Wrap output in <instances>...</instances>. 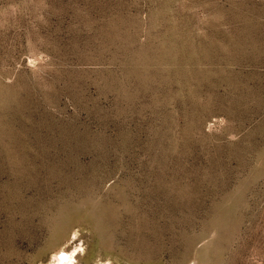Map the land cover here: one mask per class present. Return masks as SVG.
<instances>
[{
    "label": "rangeland",
    "instance_id": "1",
    "mask_svg": "<svg viewBox=\"0 0 264 264\" xmlns=\"http://www.w3.org/2000/svg\"><path fill=\"white\" fill-rule=\"evenodd\" d=\"M264 264V0H0V264Z\"/></svg>",
    "mask_w": 264,
    "mask_h": 264
},
{
    "label": "bare ground",
    "instance_id": "2",
    "mask_svg": "<svg viewBox=\"0 0 264 264\" xmlns=\"http://www.w3.org/2000/svg\"><path fill=\"white\" fill-rule=\"evenodd\" d=\"M60 264H71V262L67 261L65 263H60Z\"/></svg>",
    "mask_w": 264,
    "mask_h": 264
}]
</instances>
